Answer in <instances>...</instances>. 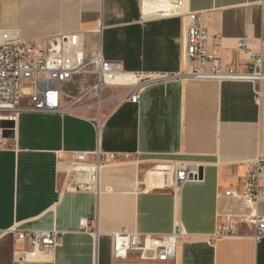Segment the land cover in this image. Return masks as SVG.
<instances>
[{"label":"crops","instance_id":"crops-1","mask_svg":"<svg viewBox=\"0 0 264 264\" xmlns=\"http://www.w3.org/2000/svg\"><path fill=\"white\" fill-rule=\"evenodd\" d=\"M187 4L221 67L243 71L248 57L237 44L250 38L257 48L264 40V0ZM0 29L25 40L80 32L86 57L101 52L131 72L172 74L181 66L180 18L144 19L139 0H0ZM95 79L87 70L60 85L63 112H21L0 147V264H12L14 227L62 232L51 264H264V237L257 240L255 227L238 219L264 215V197L253 203L225 194L242 192L247 162L264 157V80L153 82L137 104L122 87H108L98 109L88 91ZM98 144L118 158L102 165L96 190L71 189V152ZM182 162L198 165L200 178L177 191L148 179L159 165ZM81 219L91 231L80 229ZM227 223L234 234L217 236ZM178 226L174 260L143 261L136 253L111 258V232L162 234Z\"/></svg>","mask_w":264,"mask_h":264},{"label":"built area","instance_id":"built-area-1","mask_svg":"<svg viewBox=\"0 0 264 264\" xmlns=\"http://www.w3.org/2000/svg\"><path fill=\"white\" fill-rule=\"evenodd\" d=\"M142 18L178 16L181 21V66L172 74L131 72L124 69L120 61L108 60L101 52L86 57L80 32H66L46 38L25 40L17 31L0 29V147L7 137L5 130H14L21 112L64 111L60 105L59 88L75 74L94 70L96 79L89 94L98 109L104 102L102 91L106 88L122 87L126 100L137 104L143 86L169 79L195 80H243L252 83L264 80V40L253 48L252 39L240 38L237 49L247 55L248 62L241 72L230 66L221 67L216 49H207L208 33L200 23L197 12L189 9L187 0H139ZM214 40H219L218 36ZM98 118V116H97ZM3 120L12 121L13 127L4 128ZM97 122L99 120L97 119ZM98 134L99 123H97ZM118 152L106 151L98 144L91 151H72L68 165L67 182L73 190L94 191L98 185L102 165L112 163ZM242 192L226 190V195L241 196L257 203L264 197L261 177L264 172V157L258 156L247 162ZM149 173V180H158L177 191L187 181L200 178V167L182 162L163 163ZM156 172V174L154 173ZM157 181V182H158ZM230 220V218H227ZM255 227L254 237H264V215L253 214L238 217ZM80 229L91 231L86 219L80 220ZM13 239L12 264H51L55 248L60 244L62 232L52 229L10 230ZM178 226L172 232L144 234L121 229L110 233V254L113 261L125 260L136 253L143 261L158 263L174 260L178 251ZM234 234L232 224L221 225L217 236ZM28 243V247L24 243Z\"/></svg>","mask_w":264,"mask_h":264},{"label":"water","instance_id":"water-1","mask_svg":"<svg viewBox=\"0 0 264 264\" xmlns=\"http://www.w3.org/2000/svg\"><path fill=\"white\" fill-rule=\"evenodd\" d=\"M1 125H2V127H4V128H7V127H13V122L12 121H6V120H3L2 122H1ZM11 134H12V130H5L4 132H3V136L4 137H10L11 136Z\"/></svg>","mask_w":264,"mask_h":264},{"label":"rangeland","instance_id":"rangeland-1","mask_svg":"<svg viewBox=\"0 0 264 264\" xmlns=\"http://www.w3.org/2000/svg\"><path fill=\"white\" fill-rule=\"evenodd\" d=\"M120 264H141V263L136 262V261H125V262H122Z\"/></svg>","mask_w":264,"mask_h":264}]
</instances>
